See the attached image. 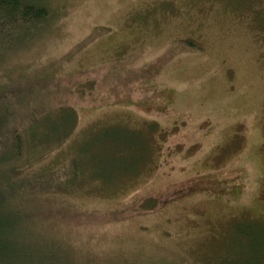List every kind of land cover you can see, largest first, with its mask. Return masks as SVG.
Wrapping results in <instances>:
<instances>
[{
	"label": "rangeland",
	"instance_id": "rangeland-1",
	"mask_svg": "<svg viewBox=\"0 0 264 264\" xmlns=\"http://www.w3.org/2000/svg\"><path fill=\"white\" fill-rule=\"evenodd\" d=\"M30 1L52 14L0 35V102L42 111L22 175L77 169L23 198L24 240L64 264H264V0Z\"/></svg>",
	"mask_w": 264,
	"mask_h": 264
},
{
	"label": "trees",
	"instance_id": "trees-1",
	"mask_svg": "<svg viewBox=\"0 0 264 264\" xmlns=\"http://www.w3.org/2000/svg\"><path fill=\"white\" fill-rule=\"evenodd\" d=\"M51 14L49 7L34 4L30 0H0V35L3 37L4 34L19 29L33 33L35 28L42 26L44 21L51 17ZM6 91L7 89H1V93ZM16 96L24 97L23 92H18ZM6 100L0 102L2 114L0 116V264H64L54 257L56 252L51 250L52 248L46 247L47 245L40 246L34 241L27 243L24 240L19 230L22 226L21 221L25 220L23 215L26 213L21 202L24 197L37 194L38 191L42 193L50 190L51 186L55 189L61 186L67 188L66 190H72L76 186L73 179L77 168L66 167L68 168L65 171L66 175L60 183H55L53 176L55 171L52 169L47 180L41 175L33 177L22 175L17 157L22 155L27 142L34 141H29L31 136L29 138L28 125L31 117L39 116L42 111L37 112L35 108L29 114L27 112L18 114L17 110L11 107L12 104ZM62 112L64 115L69 113L75 116L73 109L65 108ZM58 139L60 141L57 145H61L65 137ZM149 146L152 147L151 143ZM14 158L16 160L11 162L10 160ZM23 230L22 228L21 231ZM43 247L50 253H40Z\"/></svg>",
	"mask_w": 264,
	"mask_h": 264
}]
</instances>
